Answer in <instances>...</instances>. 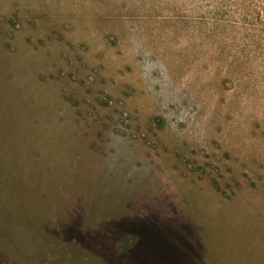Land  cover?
<instances>
[{
    "label": "rangeland",
    "instance_id": "1",
    "mask_svg": "<svg viewBox=\"0 0 264 264\" xmlns=\"http://www.w3.org/2000/svg\"><path fill=\"white\" fill-rule=\"evenodd\" d=\"M235 5L0 0V264H264V33Z\"/></svg>",
    "mask_w": 264,
    "mask_h": 264
},
{
    "label": "trees",
    "instance_id": "2",
    "mask_svg": "<svg viewBox=\"0 0 264 264\" xmlns=\"http://www.w3.org/2000/svg\"><path fill=\"white\" fill-rule=\"evenodd\" d=\"M233 2L235 5V12L238 13L243 21L237 22L236 24H242L245 29H250L260 36L264 33V0H223ZM254 43H261L262 39L253 38ZM91 237L90 241L94 240L93 235H88ZM88 239V238H87ZM91 243L89 240H86Z\"/></svg>",
    "mask_w": 264,
    "mask_h": 264
}]
</instances>
